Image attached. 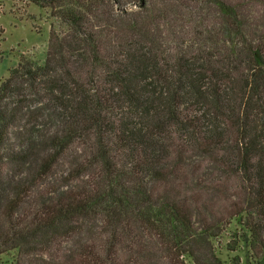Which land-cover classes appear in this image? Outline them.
Returning <instances> with one entry per match:
<instances>
[{
    "label": "trees",
    "instance_id": "obj_1",
    "mask_svg": "<svg viewBox=\"0 0 264 264\" xmlns=\"http://www.w3.org/2000/svg\"><path fill=\"white\" fill-rule=\"evenodd\" d=\"M26 1L51 31L0 81V264H226L231 227L264 264V0Z\"/></svg>",
    "mask_w": 264,
    "mask_h": 264
},
{
    "label": "rangeland",
    "instance_id": "obj_2",
    "mask_svg": "<svg viewBox=\"0 0 264 264\" xmlns=\"http://www.w3.org/2000/svg\"><path fill=\"white\" fill-rule=\"evenodd\" d=\"M50 31L51 19H49L47 9H41L26 0H0V81L9 74L10 68L17 65L22 54L44 63L47 58ZM173 137L176 141L179 140L175 134ZM182 171L184 177L191 180L190 171L187 168H183ZM215 178H217L216 173ZM177 182L182 187L184 186V181L177 180ZM177 182L176 185H178ZM224 196V194L220 196L219 193L206 190L203 198L206 199L205 204L209 210L220 211L228 205ZM198 209L204 211L205 207L198 206ZM202 216L203 214L197 216V219H201ZM85 225L86 227L92 226L90 222H86ZM231 229L227 228L222 237L216 241L219 257L226 264H250L246 259V249L240 250L237 243H234V237H232L234 230ZM232 248L236 250H231ZM201 251H204V248ZM162 263L167 264L165 258Z\"/></svg>",
    "mask_w": 264,
    "mask_h": 264
}]
</instances>
